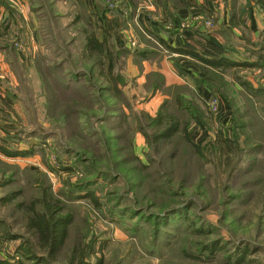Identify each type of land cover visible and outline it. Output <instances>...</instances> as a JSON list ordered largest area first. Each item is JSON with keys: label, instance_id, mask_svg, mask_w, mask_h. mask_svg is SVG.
Returning <instances> with one entry per match:
<instances>
[{"label": "rangeland", "instance_id": "obj_1", "mask_svg": "<svg viewBox=\"0 0 264 264\" xmlns=\"http://www.w3.org/2000/svg\"><path fill=\"white\" fill-rule=\"evenodd\" d=\"M24 1L29 10L26 15L17 16L19 12H15L11 25L1 26L0 146L9 154L0 153V197L20 190L26 200L37 194L35 182L39 179L37 182L48 186L73 212L70 239L58 264L67 263L74 245L90 242L93 249L86 260L92 264L98 259L104 264H204L181 256L180 250L192 237L179 232L186 224L178 214L168 218L164 213L168 208L184 206L189 199L196 201L197 208L188 216L212 225V234L203 242L220 238L229 241L231 248L232 244L245 242L252 250L247 258L250 264H264V185L256 179L259 177L254 168L248 172L252 167L246 164L255 160L242 157L236 173L227 178L231 163L225 156H232L231 150H221L222 159L216 168L206 164L200 167L179 136L161 141L157 150L147 146L137 122L141 120L145 125V116L155 117L165 100L170 111L184 119L188 114L176 109L195 104L199 118L189 122L188 133L209 159L214 140L231 136L234 118L248 126L255 116L264 124V96L251 98L240 85L245 80L254 87H264V69L236 67L216 70L217 73L209 68L212 74L207 73L210 76L205 79L213 90H196L195 82L186 73L203 76L200 64L187 60L191 62L185 67L186 60L173 56L159 44L158 33L167 38L176 33L134 25L133 13L128 18L130 26L119 27L112 14L104 13L107 0ZM194 1L201 4L189 10L183 30L189 29L194 40L191 44L203 57L254 63L253 52L264 54V12L255 0ZM119 3L114 0L108 4L109 10ZM83 6L100 14L97 19L89 17V21L109 49L129 51L126 57L105 63V71L113 65L114 73L123 79L119 85L121 98L107 93L105 85L89 73L91 64L81 59L79 35L84 22L76 24L74 18L82 14ZM192 22L198 24L191 27ZM121 42L125 48L119 46ZM139 49L149 51L147 61L166 57L173 74L182 82L168 84L158 72L163 82L152 88L155 81L149 76L157 70L148 72L149 68L140 63L142 59L133 54ZM52 65L61 66L58 72L66 75L63 84L53 82ZM178 68L185 75L181 76ZM86 73L90 81L87 77L81 79ZM75 89L86 99L73 96ZM49 97H53L50 105ZM213 99L219 101L216 113L207 106ZM239 133L241 142L243 134L250 131L246 128ZM175 146V151L171 150ZM79 159L86 165L75 162ZM65 167L73 171L65 172ZM84 181L94 182L89 191L99 198V210L83 198L85 192L77 185ZM154 215L156 220H151ZM0 220L12 226L15 233L22 230L20 213L14 212L12 206H0ZM18 244L19 241L8 243L2 256L8 257ZM231 255L233 260L238 256L237 252ZM222 257L220 254L219 260Z\"/></svg>", "mask_w": 264, "mask_h": 264}, {"label": "trees", "instance_id": "obj_2", "mask_svg": "<svg viewBox=\"0 0 264 264\" xmlns=\"http://www.w3.org/2000/svg\"><path fill=\"white\" fill-rule=\"evenodd\" d=\"M131 1L133 0H130V2ZM255 1L264 12V0ZM169 4H172L173 9L192 8L183 0H159L158 2V5L162 6L168 13L169 9H167V5ZM83 8L82 14L80 13L74 18V22L76 24L84 22V29H82V32L79 35V39H81V59L91 64L89 73L94 76L99 84L105 85L103 88L107 93L115 98H121V89H119V85L123 84V79L118 72L114 73L113 65L108 69V71H105V63L108 60L112 63L118 60L119 56L122 55H125L124 57H126L129 54V51L124 49H109L106 42L103 41V39H100L99 35H97V31L93 26V23L89 21V17L97 19L96 17L100 14L95 13L94 11L89 12L84 6ZM81 15L84 17L83 21H81ZM170 17H172V15H170ZM262 34L264 42V29ZM158 41L159 44H163L166 50L170 53L189 57L191 60L200 64V68L198 67V69L203 73V76L186 73V75L188 74V76H190V78H192L195 82L196 90L200 87L203 89L213 90L211 84H209L205 79L206 75L212 74L208 71L209 68L215 71L227 70L236 67H259L264 69V54L262 52H260V55L253 52L255 56L254 63H237L224 57H220L217 60H211L203 57L200 53L187 48H173L160 37H158ZM148 54L149 51L145 49H139L134 53L135 56L142 60L147 59L149 56ZM60 69L61 66L52 65L50 74L52 76L51 78H53V82L56 81L58 84H63L65 82L64 76L66 75H61L58 72ZM93 70H95V73H93ZM177 72L181 76L185 75L179 68L177 69ZM87 75L88 73L83 75L81 79L84 80L87 77V81H90V78L88 79ZM149 77L155 81L152 85V88L154 89L158 88L160 86L159 84L163 82V76L158 72L150 74ZM240 85L251 98L264 96V87H254L245 80L241 81ZM183 88L189 92L186 87ZM72 95L77 96L80 100L81 97L86 99V96L83 95V93L79 94L77 89H75ZM52 98H48L49 105L52 103ZM176 110L179 112L180 110L186 112L188 114V119H184L182 116L180 117L176 115V113L171 112L170 104L167 100H165L159 106L155 117H149L148 115L145 116L147 120L145 125L141 124V120L137 121L138 132L144 137L147 146L153 150H157L156 148L161 141H171L176 136H179L186 146L192 150L194 157L199 160L200 167L201 165L205 167L206 164L208 166H213L214 168L217 167L218 162H221L222 157L220 152L225 147L232 151V156H225L226 162L228 164L231 163L227 178H231L233 173H236L237 170H235V168L242 163V157H249L255 161L250 160L246 163L252 167V169H249L248 172H252L254 168L255 175L259 177L256 179L260 180L261 184L264 185V124L259 118L252 116L249 122L253 123H248V126L247 124L239 123V120L234 118L230 127L231 136H222L215 139L210 153L211 157L207 159L205 155H203L200 147L192 141L188 133L189 122L195 121L199 118L197 106L191 103L189 107H185L183 109L178 108ZM246 114L248 113H245V115ZM246 128L249 129L250 133L243 134L244 139L240 142L241 135L239 131L241 130L243 132ZM222 143L224 145H221ZM174 149H176V146L171 150L175 151ZM0 153L6 155L9 154L6 149L1 146ZM171 156H169V159L175 158V156ZM260 157L262 159H258ZM75 162L81 164V166L86 165V161H82V159L76 160ZM141 169H143V167ZM63 170L65 172H69L73 171V168L65 167ZM238 172H240V170ZM32 178H34L33 175ZM184 178L186 179L187 176ZM203 180L205 182L207 178L204 177ZM37 181H39V179L35 182L37 194L28 197L26 200H23L24 194L20 190L10 192L3 197H0V206H12L13 211L20 213L22 218V230L18 233H15L13 231V227L7 224L5 220H0V264H58V258L69 242L71 227L75 218L73 212L67 210L65 203L54 196L48 186H45L43 182ZM38 183H41V185L38 186ZM93 184V181H84L77 186L85 192L83 198L99 210L101 207L99 198L95 196L94 192L89 191V187ZM201 187L202 185L199 184V188ZM262 189H264V186ZM67 198L69 201L71 196ZM78 198L79 197H75V199ZM18 199H21V201H18ZM195 208H197L196 201L194 199H189L185 205L180 208L176 206L168 208L164 211L168 218H176L179 215L183 224H186L185 229H180L179 232L184 236L192 237V239H188L189 241L185 242L186 247H183L180 250L181 256L183 255L194 262H201L204 264H250L252 262L247 259L252 250H249V246L246 245L245 242L240 244L243 246L232 244L233 248L229 245V241L220 238L211 240L207 243L203 242V238L212 234V232H210L212 231L210 229L212 225L206 221H202L203 223L197 222V220H195L196 217H189V212ZM134 211L137 210L134 209ZM136 216H140V213H137ZM153 218L156 220L155 215L150 219L152 220ZM157 236L158 235L155 234L154 238ZM15 241H19L15 250L12 251L8 257H3L2 252L8 246V243ZM104 247L105 246H102L101 250H103ZM92 249L93 245L91 242L85 244V246L80 244L74 245L70 251L71 254L68 257L66 264H92L86 260L89 254L92 253ZM231 252H237L238 256L235 260H233ZM220 254H222L223 257L219 260ZM93 264H104V262L102 259H98Z\"/></svg>", "mask_w": 264, "mask_h": 264}, {"label": "crops", "instance_id": "obj_3", "mask_svg": "<svg viewBox=\"0 0 264 264\" xmlns=\"http://www.w3.org/2000/svg\"><path fill=\"white\" fill-rule=\"evenodd\" d=\"M113 1L114 0H107V4L104 3V7H103L104 13L106 12L108 14H112L113 18H115L114 21L117 22L119 27L121 26L129 27L130 24L128 23V18L133 13V16H134L133 24L134 25L138 26L140 24L145 28L149 27L150 29H154V31H157V32L158 30L156 28H162L165 31L167 30L169 32L172 31V34L173 32L176 33L175 35L169 38H167V36H165L164 34H160V33L157 34L158 37L169 41L171 47L184 48V49L191 48V50L194 49V51H197L195 49V46H193L195 44H191L194 42V40H192L189 36V33H188L189 29L184 31L183 24L189 18V10L193 9L195 6L198 7V5L201 4V1L196 2L194 0L193 1L183 0L192 7V8L189 7L185 9L184 8L173 9L172 4H169L167 5V9H169V13L165 9H163L162 6L158 5L159 0H133L131 1L132 3L130 2V0H120V3L118 4V6L114 4V8L109 10V7L111 5H108V4H113ZM28 11L29 10L25 6L24 0H0V37L3 34V32L1 33V30H2L1 26L11 25L12 17L16 15L15 12H19V15L17 16L22 15L24 17ZM170 15H172V17H170ZM103 16L109 17V15L107 14H104ZM169 23L172 24V27L170 29H169ZM196 24H198V22H195V23L192 22L191 27ZM108 25L110 26V22L108 23ZM119 46H121L122 48H125V45H123L122 42H121V45ZM134 53L135 52H133V54ZM172 55L186 60L184 61L185 67H187V65L190 64L189 62L192 61L190 58L186 56L177 55L175 53H173ZM1 56L3 55L0 54V57ZM137 59L139 60L138 57ZM177 60L181 61V59H177ZM187 60H191V61L188 62ZM140 63L144 64L146 68H149V70H147L148 72L152 71V69L157 70V72L161 73L164 76L165 81L169 82L168 84H173V83L180 84V82H182L181 79H179L173 74L171 70L172 67L170 63L167 61L166 57H164L162 61H159L157 58L155 59L154 57L151 58V61H147L143 59L141 60Z\"/></svg>", "mask_w": 264, "mask_h": 264}, {"label": "built area", "instance_id": "obj_4", "mask_svg": "<svg viewBox=\"0 0 264 264\" xmlns=\"http://www.w3.org/2000/svg\"><path fill=\"white\" fill-rule=\"evenodd\" d=\"M132 46H134V43H132ZM207 106L212 113H216L219 110V101L217 99H213L208 102Z\"/></svg>", "mask_w": 264, "mask_h": 264}]
</instances>
